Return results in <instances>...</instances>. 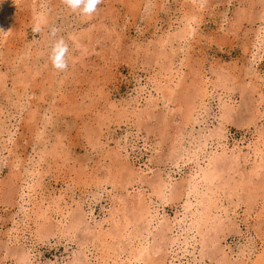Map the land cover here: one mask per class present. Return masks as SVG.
<instances>
[{
    "label": "rangeland",
    "instance_id": "rangeland-1",
    "mask_svg": "<svg viewBox=\"0 0 264 264\" xmlns=\"http://www.w3.org/2000/svg\"><path fill=\"white\" fill-rule=\"evenodd\" d=\"M198 1L192 10L190 0H103L83 16L62 0H0V264H106L100 257L119 247L114 230L128 219L125 238L140 231L150 249L163 246L166 220L181 216V188L197 169L174 150L183 127L190 152L215 135L198 153L200 166L223 148L250 155L216 181L235 189L226 198L219 190L220 212L229 213L218 242L181 244L174 264L264 259V168L246 179L264 156V41H254L264 30V0ZM186 18L192 31L162 48L158 40L178 34ZM52 27L69 43L64 72L49 60ZM204 81L211 97L202 106ZM138 191L152 219L147 208L136 210ZM178 232L172 236L184 241Z\"/></svg>",
    "mask_w": 264,
    "mask_h": 264
},
{
    "label": "bare ground",
    "instance_id": "bare-ground-1",
    "mask_svg": "<svg viewBox=\"0 0 264 264\" xmlns=\"http://www.w3.org/2000/svg\"><path fill=\"white\" fill-rule=\"evenodd\" d=\"M190 1H191V4L193 5L192 6V10L193 9L197 10L196 8H199V5H200L201 2H199L198 0H190ZM189 20H190V18L185 20L186 22L184 24V27L182 28L181 31L179 30L180 32L178 34L174 35L173 37L166 35L167 37L160 38L157 43L162 48H165V47H168V45L170 46L172 44L173 40L184 39L186 37V35L189 34L192 31L191 24H190ZM263 23H264V17H263ZM263 35H264V30H263V32H261L260 30L256 31L255 36H254V38H255L254 41H256V43L258 41H260V40L264 41L263 40L264 39ZM256 43H254L253 47L254 46L257 47ZM252 57H253V61H254V59H255L254 54H252ZM171 65H174L173 61L171 62ZM171 65H170V68H169V74L170 75H172L171 73L174 71L173 67H171ZM251 65H252V61H251ZM170 81L171 80H169V82ZM209 88H210L209 83L207 81H204L203 82V86L201 87L202 91L200 93L202 95V99H201L202 106L205 105L204 102H206V99L211 97V94L209 93ZM137 89H138L137 91L142 90V88H137ZM134 103H138V102L134 101ZM163 104H165V103H163ZM259 104L256 105L257 107L255 108V110L258 112V114L261 117L262 116V112L261 113L259 112V108H258L260 106ZM156 106L157 105H155V107ZM145 109L146 110H145L144 114L150 115V111L152 109L151 108V102L146 106ZM196 115H197V112H196ZM225 115L226 116L228 115V110L223 111L222 116H225ZM190 121H191V119H190ZM183 126H184V124H183ZM183 126H181V127H183ZM184 129H185V127L180 128L178 130L179 134H178L177 141L174 144V150L179 153L178 160H181V161H183V163H186V164H187V162H191L192 161V162H194V164H197V169L193 173L192 172L190 173L189 177L185 180L184 186H182V188L180 187L181 190H182L181 194H182L183 197H185V204L182 206L183 207V211H182V213L180 212L181 216L180 215H176L175 218L172 221H171V219L170 220L169 219L166 220L167 224L165 225V228H166L165 230L167 232H169L170 237H169V234L165 235V236L163 235L162 238H161V241H164L165 244L163 246H161L159 244H157V245L154 244L155 245L154 248L150 249L148 247L147 240L142 237V233L140 231H138V232L130 231V233L128 234L129 237L128 238L124 237V234H126L130 230L129 229L130 228L129 225L130 224L132 225V223H130V221L128 219L127 221H129V222L126 221L125 225L123 224V226L115 227V230H114L115 236H114V238L117 239V242L115 244H117V246H119V247H115L113 245V247H112V249H113L112 250L113 251L112 254L113 255L111 256L110 254H106L105 256L100 257L102 259L101 260L102 262H104L106 264H111V263L112 264H141V262H145L146 261L147 255H150L152 257L160 255V257H159V259H160L159 263L160 264H167V263L168 264L169 263L170 264H174L175 263L174 259L176 257H178L177 256V250L178 249L179 250L182 249L181 248V244H183L184 248H186V250H188L187 247L190 245V242L192 243V246L194 248H195L194 245H197V244L198 245H202L203 247H205L206 244L208 243V246L211 247L216 242H218V240H219L218 236L220 235L221 230L223 231L222 227H224V226H222V224H223L222 222H224V220L222 221V216H223L222 214H224L225 217H228L227 213H229L226 210H222V211H224V212H222V214L220 212L221 211L220 210L221 207L218 206V203H217V201H219L218 197L221 194L219 192V190L221 189L225 193L224 197L226 198V195L227 194H231V192H233L235 189H234V185L231 186V187L228 185L227 190L224 191L223 188H219L216 185V181L219 179V177H221V172L227 171V169H229V170L231 168L233 169V167L235 165L239 164L238 162L241 159L246 161L247 160L246 156H249L250 152H247L244 155H242L241 154L242 153L241 148L237 147L236 150H234V151L232 150L228 154L227 150L222 147L223 148V150H222L223 153L222 154L215 155V153H214V155H209L208 158L205 161V165L204 166H200V164L198 162V158H197L198 153H199V151L203 150L204 147L207 144H209L211 140H213V137L215 135L214 134H210L208 136H204L203 137V142H201V143L199 142L201 145L198 144V142H197V144H198V145H196L197 146L196 147L197 150L193 149V152H190V150L189 149H185V146L183 145V143H184L183 142V134H184L183 130ZM219 136H221V135H219ZM247 149L251 150L252 147L248 146ZM259 150L260 149L257 148V147L253 148L252 149V154L255 157L258 156L259 155L258 154ZM120 154L121 153H119V150H118L117 151V155H120ZM115 156H116V154H115ZM254 162L255 163L252 166V170L249 172L248 177L246 179H248L250 176L256 174L258 172L259 168H264V156L262 155V156H260L259 159L258 158L254 159ZM236 184L239 185V183H236ZM239 187H241V186H239ZM124 189L127 190V188H124ZM157 189L160 190L159 194H163L164 195V192L167 190L166 183L165 184L163 183V184L159 185L157 187ZM132 197L137 198L134 201L135 204H138V202H140V201L143 203V205H140L141 206L140 208L137 207L136 210L142 209L143 207L147 208V210L144 211V213H146V215H148V217H150L152 219L153 215L150 214V212L148 211L149 207L146 205L145 192H139V191L135 192ZM139 197H141V199ZM190 198L195 200V204L191 203V199ZM132 208H134V207H132ZM125 211L126 210H124V212ZM45 212H47V211H45ZM141 213H142L143 216H145L143 214V212H141ZM41 214H42V212H40V214L38 213V215L37 214L36 215L39 217V216H41ZM234 214H235V212H234ZM44 215H43V217H46ZM137 216H138V218H140L141 215H137ZM125 218L126 217H124V219ZM127 218H129V217H127ZM145 218H146V216H145ZM151 219H149L147 222H146V219H145V225L141 228V230H143L144 232L145 231L148 232V228H150L152 226L151 222H150ZM234 220L235 219H233V222H235ZM134 222H135V220H134ZM230 222H231V220H230ZM59 223L61 225H64V221H61V222L59 221ZM234 225L238 226V225H236V223ZM178 230L184 232V235H185V237H184L185 240L184 241L180 242V238L179 237H181V235H178L176 237L172 236L173 233L175 231L178 232ZM239 231H240V229H239ZM178 234H180V233L178 232ZM99 236H100V234H99ZM122 240L127 241V244H123V245L120 246V244L122 243ZM187 240H190V241L188 242ZM202 241L204 243H202ZM101 242H103V241H101ZM218 248L216 250L218 252L221 251L224 254V256H226L225 252L223 250H221V249L218 250ZM84 257H85V259H87V257L85 255H84ZM244 258H245V256H244ZM263 260L261 262H258L260 260L256 261V264L264 263ZM156 261H157V259L155 260V264H156ZM77 263H78V261L75 260V261H72L71 264H77Z\"/></svg>",
    "mask_w": 264,
    "mask_h": 264
},
{
    "label": "clouds",
    "instance_id": "clouds-1",
    "mask_svg": "<svg viewBox=\"0 0 264 264\" xmlns=\"http://www.w3.org/2000/svg\"><path fill=\"white\" fill-rule=\"evenodd\" d=\"M63 4L73 13H79L83 16H92L97 13L98 6L103 3V0H62ZM34 33H39L41 27L39 25L33 27ZM59 29L56 27L50 28V36L54 38L51 45L49 60L52 67L58 72H64L69 68V43L63 36H57Z\"/></svg>",
    "mask_w": 264,
    "mask_h": 264
}]
</instances>
